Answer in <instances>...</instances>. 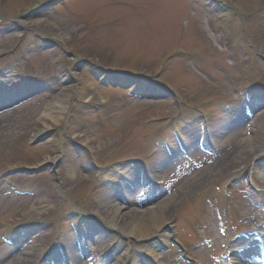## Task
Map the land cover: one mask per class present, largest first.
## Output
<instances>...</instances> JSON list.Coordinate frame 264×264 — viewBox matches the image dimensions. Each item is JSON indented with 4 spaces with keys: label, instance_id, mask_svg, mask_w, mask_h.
Returning <instances> with one entry per match:
<instances>
[{
    "label": "rangeland",
    "instance_id": "374dc122",
    "mask_svg": "<svg viewBox=\"0 0 264 264\" xmlns=\"http://www.w3.org/2000/svg\"><path fill=\"white\" fill-rule=\"evenodd\" d=\"M139 75L157 90L134 95ZM260 88L264 0H0V264L260 255ZM52 102L64 108L43 118ZM116 209L168 216L169 237L124 236Z\"/></svg>",
    "mask_w": 264,
    "mask_h": 264
},
{
    "label": "bare ground",
    "instance_id": "6f19581e",
    "mask_svg": "<svg viewBox=\"0 0 264 264\" xmlns=\"http://www.w3.org/2000/svg\"><path fill=\"white\" fill-rule=\"evenodd\" d=\"M63 108L62 103L52 102L43 114V118H49L53 116L54 111ZM9 117L10 115H8L7 112H1L0 124L8 120ZM200 180L199 178L195 179L192 184H196ZM118 211V209L113 211V214L110 215L111 217L107 220V224L109 228L120 232L126 237H132L136 240H149L155 237L164 242L170 235V222L168 216L159 218L150 216L148 219H143V221L136 220L138 219L137 217L135 219L123 220L120 218V215H118ZM147 251L151 257H156V248L153 245L148 246ZM77 259L78 258L75 256L74 261H77ZM128 260H130L129 257L124 254L120 258H114L113 264H125ZM231 261V264H261V262H264V257L243 256L233 253ZM10 264H15V262H11Z\"/></svg>",
    "mask_w": 264,
    "mask_h": 264
},
{
    "label": "trees",
    "instance_id": "16d2710c",
    "mask_svg": "<svg viewBox=\"0 0 264 264\" xmlns=\"http://www.w3.org/2000/svg\"><path fill=\"white\" fill-rule=\"evenodd\" d=\"M90 48V47H89ZM93 48H95V47H93ZM90 58H95V59H97V60H100L101 62H102V60H101V51H99L98 49H89V50H87L86 49V52H85ZM132 75V74H131ZM116 79H119L120 80V84L121 85H123V84H125L124 82H129V80H126V79H124V78H120V77H117ZM148 85V84H147ZM144 84H142V83H140V85L138 86V88H140V89H142V91H144ZM147 87V86H146ZM137 88V87H136ZM144 88V89H143ZM153 90H157L156 88H153ZM146 91H149L147 88H146Z\"/></svg>",
    "mask_w": 264,
    "mask_h": 264
}]
</instances>
